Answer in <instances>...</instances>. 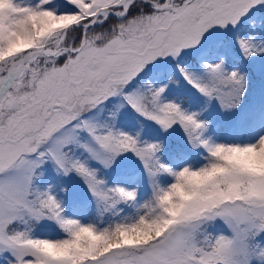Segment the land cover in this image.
Here are the masks:
<instances>
[{
    "label": "snow or ice",
    "instance_id": "obj_1",
    "mask_svg": "<svg viewBox=\"0 0 264 264\" xmlns=\"http://www.w3.org/2000/svg\"><path fill=\"white\" fill-rule=\"evenodd\" d=\"M0 264H264V0H0Z\"/></svg>",
    "mask_w": 264,
    "mask_h": 264
}]
</instances>
